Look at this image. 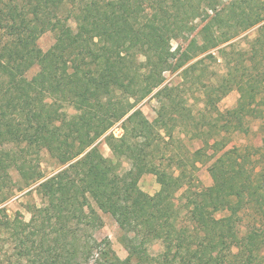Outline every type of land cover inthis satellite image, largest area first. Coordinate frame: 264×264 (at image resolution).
I'll return each instance as SVG.
<instances>
[{
	"label": "trees",
	"instance_id": "1",
	"mask_svg": "<svg viewBox=\"0 0 264 264\" xmlns=\"http://www.w3.org/2000/svg\"><path fill=\"white\" fill-rule=\"evenodd\" d=\"M255 26L237 48L232 40ZM49 30L55 43L45 51L38 40ZM175 38L187 44L173 50ZM205 53L228 68L207 85L206 136L250 119L264 134V0H0V204L14 190L12 170L20 190L37 183L41 197L29 220L0 207V264H264V146L226 150L201 188L197 162L211 159L203 148L186 159L191 171L176 173L174 153L163 163L162 130L171 144L176 125L198 126L179 85H163L165 72ZM155 90L161 106L150 120L136 107ZM233 90L239 98L226 117L216 105ZM119 121L122 135L106 134ZM103 136L127 170L101 152ZM43 150L68 165L44 178ZM145 173L160 184L154 194L139 185ZM103 214L121 229L124 259L95 237Z\"/></svg>",
	"mask_w": 264,
	"mask_h": 264
},
{
	"label": "rangeland",
	"instance_id": "2",
	"mask_svg": "<svg viewBox=\"0 0 264 264\" xmlns=\"http://www.w3.org/2000/svg\"><path fill=\"white\" fill-rule=\"evenodd\" d=\"M202 16L199 17L195 22L200 23L202 21ZM72 26L75 28L76 24L73 21H70ZM257 34V26L241 33L232 41L237 43V48L239 47H247V43L252 40ZM194 35V34H193ZM193 35H188V39L190 40ZM231 41V42H232ZM40 47L43 50H48L55 43V33L53 31H46L38 40ZM187 41L185 38H175L172 39L171 45L172 49L175 50L182 45H186ZM208 53L199 55L193 58L190 62H188L183 68L176 71H166L165 76L166 80L163 85L169 84L173 86L179 85V93L184 100L187 101L188 106L192 109L193 114L197 118L198 126L196 123H189L181 125L180 123L176 125L174 130V140L171 144H165V141H171L168 135L165 134V131L162 130V136L164 137V141H162L161 145L164 149L165 159H163L164 165L170 164V154L174 153L177 158H181L179 164L176 165V173H179L181 170L191 171L189 162L186 160L191 157V154L200 148H203L205 152L211 157L209 161L206 162H197L198 169L194 171V181L197 183L198 187H206L213 183L212 176L209 172V165L221 154H223L226 150L231 149L233 147L244 148L246 146H264V134L260 130V122L255 119L248 120L245 125L240 130H233V127L230 126V132H222L217 134V131H214L213 135L209 131L206 133L205 130H208V126L206 124V119H204L205 115L210 117V114L206 110L205 107V99L207 97L208 84L209 83H217L219 82L227 73L228 68L222 59L217 53V59L211 57H205ZM203 58V59H201ZM201 59L200 62L196 64L193 68L186 72L183 71L184 68L189 66L191 63ZM144 57H140V61H143ZM40 70V66L38 64L34 65L30 68L26 76L31 79L34 75L38 73ZM157 90H155L152 94L147 96L145 99L140 101L136 108H139L143 111L144 115L148 117L150 120H154L157 116V112L160 109L161 103L159 101L158 96L155 95ZM239 98V92L237 90L231 91L227 96H225L216 107L222 111V113L227 117V112L232 109ZM71 112L74 109H70ZM173 119L177 117V115L172 114ZM203 123V124H202ZM205 123V124H204ZM230 125V122H228ZM114 134L116 137H119L123 133L122 129V121L117 122L106 134ZM196 133H203L205 136L202 138H193L192 135ZM105 136L99 139V147L101 152L110 160H113V164L117 165V170L123 172L130 167V164L125 159H117L109 145L106 143ZM33 158L36 157V154H32ZM40 168L44 174V178H48L55 173H57L62 168L68 165V162H63L62 159H57L50 155V153L46 150L40 152ZM187 161L188 163L184 162ZM158 162V161H157ZM121 163V164H118ZM185 164H188L186 168ZM13 177V185L14 190L1 206L6 207L11 218H18L19 220L25 219L29 220L31 217L30 208L34 203H41V197L35 190L37 183L26 187L22 190L19 189L20 186L24 184L21 182L18 173L15 170H12ZM140 187L150 193L154 194L160 189V184L157 181L156 175L152 173H145L140 181ZM196 186V188H197ZM193 188H195L193 186ZM176 202L178 204L182 203V190L177 193ZM244 220L242 222V229H246V225H248L249 217L244 214ZM104 224L101 228H99L95 232V237L99 240L104 238H109L112 242V246L115 249L118 256L124 259L128 255V251L125 248L123 242L121 241V229L118 226V223L115 221L113 217L109 214H103ZM245 223V224H244ZM162 250V245L160 242H156L153 244L149 251L156 255L160 253Z\"/></svg>",
	"mask_w": 264,
	"mask_h": 264
}]
</instances>
